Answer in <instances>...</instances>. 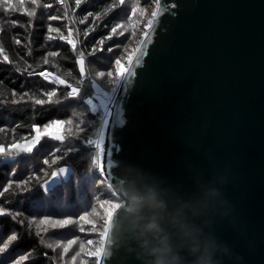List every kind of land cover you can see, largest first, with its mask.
Returning a JSON list of instances; mask_svg holds the SVG:
<instances>
[{
    "label": "water",
    "instance_id": "95a60500",
    "mask_svg": "<svg viewBox=\"0 0 264 264\" xmlns=\"http://www.w3.org/2000/svg\"><path fill=\"white\" fill-rule=\"evenodd\" d=\"M130 72L112 106L114 194L202 196L196 223L217 264H264V0H161ZM122 204L103 264H145Z\"/></svg>",
    "mask_w": 264,
    "mask_h": 264
},
{
    "label": "trees",
    "instance_id": "16d2710c",
    "mask_svg": "<svg viewBox=\"0 0 264 264\" xmlns=\"http://www.w3.org/2000/svg\"><path fill=\"white\" fill-rule=\"evenodd\" d=\"M12 3L18 9L15 12L5 13L3 7H0V129H3L0 131V144L8 146L30 140L36 134L34 126L40 129L55 119L63 122L61 135L65 136L66 140L61 142L51 136L42 135L40 144L32 153L0 158V191H3L9 180L15 182L27 180L33 172L39 176L38 180L33 179L27 185L29 191L20 192L13 184L12 190L0 197V207L8 210V214L0 215V249H3L0 251V264H59L55 251L48 247L51 242L48 234L54 236L58 231L68 234L72 229L66 226L55 229L49 227L47 234L39 230L35 223L29 225L28 221L36 222L42 220L39 218L44 216L80 218L76 216L86 214V209L90 212L96 204L92 202L99 197L108 196L116 200L118 197L108 180L106 178L101 180L99 172L94 170V167L97 168L95 146H86L81 140L67 139L70 135H85L79 132L77 125L87 116L91 123L86 135L95 140L101 123V111L88 115L85 106L78 100L56 103L57 98L65 96L70 89L66 85L50 84L36 73L49 72L71 86L82 87L78 60L81 52H84L86 84L83 87L90 89L88 92L90 96L86 99V103L89 104L88 100H92L94 96L89 81L92 64L107 66L112 54L117 53L118 48L115 45L123 42L127 33L118 37L113 35L112 39L106 40L102 53L97 52L95 56L88 53L93 46L100 47L97 42L109 36L112 26L117 19H124L131 4L127 2L121 4L119 0H82L79 6L76 0H63V3L60 0H37L36 4H33L32 0H23V4L21 0H12ZM46 4H52L53 7L45 8ZM111 5L115 7L108 11ZM34 9L35 15L29 16L27 13ZM89 13L92 15L88 16ZM98 14L99 18L96 19ZM53 15L60 19L49 20V16ZM86 16L88 18L85 20ZM140 18L141 12L137 11L131 18L133 28L137 27ZM81 20H84L83 24L80 23ZM12 21L17 22L15 27ZM49 25L60 29L59 32L51 33L56 37L51 41L46 39L49 35ZM91 28H95V31L85 40L83 33ZM61 35L71 38L75 43V51L67 40L59 39ZM17 39L21 41L20 44L16 43ZM108 48L114 50L109 52ZM50 52H57L58 55L48 56ZM5 55L8 56V61L4 60ZM45 58L48 59V64H44ZM97 81L103 85L100 80ZM54 89L58 96L53 97V103L44 105L34 103L35 99L47 100V96L42 92ZM25 93L33 99L29 100ZM22 96L23 100L20 99ZM13 100L18 103L14 104ZM69 146H74L78 151L65 156L64 153ZM56 148L61 149L57 154L62 159L53 165L52 153ZM44 159H48L50 167L43 164ZM61 166L69 168L67 179L45 188L43 185L45 180L51 176L52 171ZM17 213L20 215L16 216ZM12 234L17 236V240L9 243L8 248H4Z\"/></svg>",
    "mask_w": 264,
    "mask_h": 264
},
{
    "label": "snow or ice",
    "instance_id": "6c2138e0",
    "mask_svg": "<svg viewBox=\"0 0 264 264\" xmlns=\"http://www.w3.org/2000/svg\"><path fill=\"white\" fill-rule=\"evenodd\" d=\"M61 3H63V0H60ZM82 0H76V4L79 6L81 4ZM33 4L37 3V0H32ZM121 4L125 3V0H120ZM139 3V0H137V4ZM21 4H23V0H21ZM0 7H3V10L5 13H9V12H15L18 9L14 6V4L12 3V0H0ZM45 8H52L53 5L52 4H46L44 5ZM115 5H111L108 9V11H111L112 8H114ZM160 10H161V0H156V7L153 8L151 10V18L148 20V26L143 34L144 39H142L141 41V45L137 48V51L139 53H141V55L143 54V43L144 40L147 39V34L148 31L153 29L155 26V23L157 21L158 16L160 15ZM137 11L136 6H133L132 8V12L135 13ZM141 11H143V9H141ZM36 10L34 9L32 12H28L27 14L29 16H34L35 15ZM92 14L89 13L88 16H91ZM105 15H107V12L105 13ZM88 17L86 16L84 19L86 20ZM99 18V14L97 15L96 19ZM60 19V17L58 16H49V20H58ZM131 19V17L129 18ZM13 26L15 27L17 22L16 21H12ZM81 24L84 23V20L80 21ZM121 25H116L115 27H113L111 29V33L109 34L108 37L102 38L101 40H99L97 43L100 45V47H96L93 46L91 52L88 53V55L90 56H95L97 52L102 53L105 49H104V44L106 42V40H110L112 39L113 34L115 35H122L123 33H118L117 29L120 28ZM60 29L59 28H53L51 25H49L48 27V32L49 35L46 37L47 40L51 41L54 40L56 37L52 36L51 33L52 32H59ZM95 31V28H91L89 30H86L83 33V37L85 38V40L89 37L90 33ZM69 35H71V31L69 32ZM60 40H66L67 38L63 35H61L59 37ZM31 42V41H30ZM69 44L73 45V50L75 51V43L72 40H68L67 41ZM17 44H20L21 41L19 39L16 40ZM81 43H83V41H81ZM114 49L113 48H108L107 51L112 52ZM29 55H31V52H29ZM58 53L57 52H50L48 53V56H57ZM4 60L8 61L9 58L7 55L4 56ZM141 62L140 56L138 55L135 59V63L139 64ZM49 61L47 58L44 59V64H48ZM78 63H80L81 65L84 64V52H81V56L78 60ZM117 64H119V60L116 61ZM29 75H32V73H29ZM36 75H38L39 77L43 78L44 80L48 81V83L50 84H56V85H66L70 90L67 91L66 95L63 96L62 98H57V100L55 101L56 103H61L64 100H78L80 101L84 106H85V111L88 113V115L94 114L98 112V107L96 104H92L91 106H89L88 103H86V99L87 97H89L90 95H88L89 92V88L87 87H83L86 84V81L84 79V73H83V68H81V80H80V84L82 87H72L70 84H67V82L63 79H60L59 76H53L52 73H46L45 71H41L36 73ZM100 77L104 76V73L101 72L98 74ZM110 75V74H109ZM134 75L133 72L128 73L127 75H122L119 76L116 80H114L112 82V88H111V94L107 91H105V93L107 95H111L113 103L115 102L116 99H118V96L116 95L122 88V86L127 83L128 78ZM96 84V85H100V83H98L96 80L91 81V88L92 85ZM43 95L47 96V100L45 99H35L34 103L36 105H44L46 103H53V97H57L58 93L57 91L54 89L53 91L50 92H42ZM13 95H15V93H13ZM25 96L28 97L29 100H32L33 97L28 95V93L24 94ZM21 100L24 99V96H22L20 98ZM13 103H18V101L13 100ZM109 105H113L112 103H108L107 104V110L105 111V119L103 121L104 124V129L105 131H102L100 133V138L97 140H93L91 138H88L86 133L89 131V125H90V121L88 120L87 116H85L84 118L81 119L80 123L77 125V128L79 129V132L82 134H85L83 136H72L70 135L67 139L69 141L75 139V140H81L83 142L84 145L86 146H95L96 149V153L99 152V156L100 159L103 163V167L101 168H96L94 167V170L99 172L100 175V179L104 180L106 177L109 176L110 174V170L112 168V149L110 147V140H109V132H110V124L112 123L113 119L118 117V112L116 111V109L114 107H109ZM101 107H105V102H101ZM109 117L112 118V120H109ZM53 124H57L60 122L57 121H53ZM70 123V122H69ZM120 123H122V121H120ZM47 127V126H46ZM33 130L35 131L36 135L35 137L32 139L31 142L26 143L24 145H21L19 143H13L11 145L5 146L3 144H0V158L3 157H12L14 154L15 155H19L21 153H32L33 150L40 144L41 139H42V133L41 130L38 127L33 128ZM0 131H3V129H0ZM43 135H47V136H51L52 138H54L57 141H61L64 142L66 140L65 136L63 135H58V134H54V133H48L45 132ZM108 141L107 146L105 145V141ZM73 151H78V149H76L74 146H69L67 148V151L64 153L65 156L70 155ZM61 149L60 148H56L54 150V152L52 153L53 159H52V164H56L59 160L62 159V157L60 155H58L57 153H60ZM106 158V163L104 162ZM90 161H91V157H90ZM43 164L46 166H49V161L48 159H44L43 160ZM41 171L43 172L44 169H41ZM65 172V168L61 167L59 169V171H52L51 172V176L45 180V184L44 186H48L50 185L49 182L50 181H54V178H57L60 174H63ZM13 174H14V170H13ZM33 179H39V176L33 172L32 176H29V178L27 180H21L19 182H15L13 180H9L8 183L5 185V187L3 188V191H0V197H3L6 193H9L12 190L13 184H15V187L17 189H19L20 192H25V191H29L30 189L27 187V185H29V183L33 180ZM23 186V187H22ZM14 194V193H13ZM107 194V193H106ZM100 205L107 206L108 208V217L110 218L111 215L113 214L112 212V208L115 207V205L112 206V208H109L108 204L102 200L99 201ZM93 213H95V209H93ZM8 214V210L4 207H0V215H5ZM20 215L19 213L16 214V216ZM87 217V213L85 215H82L79 219L80 220H86ZM15 219V216L13 217ZM34 221L30 220L28 221L29 225H31ZM46 222L50 223V227L55 229V228H63L67 225H70L73 223V221L71 219L68 220H55L52 221L50 217H45L43 220H41L39 223L40 224H44ZM89 223H91V221H89ZM37 227H39V224L37 225ZM106 227V225H105ZM44 231H48V229H44ZM81 232L84 231L83 228L80 229ZM93 232L96 231L95 227H93L92 229ZM100 235V242H99V247L92 252L90 255L92 257L95 258L96 260V264H103L104 261V257H107L110 255V251H109V243H108V237L104 232V229L99 233ZM17 240V236L15 234H12L8 237V242L4 244V248H8L9 243H11L12 241ZM74 241L69 240L68 244L71 245L73 244ZM93 243L92 240H88V244L91 245ZM49 248H52L53 245L49 244L48 245ZM68 249L65 248V251H67ZM0 251H3V249H0ZM79 254V253H78ZM77 254V255H78ZM45 255H47L45 253ZM23 259V257H22ZM73 259H75V257H73Z\"/></svg>",
    "mask_w": 264,
    "mask_h": 264
},
{
    "label": "rangeland",
    "instance_id": "374dc122",
    "mask_svg": "<svg viewBox=\"0 0 264 264\" xmlns=\"http://www.w3.org/2000/svg\"><path fill=\"white\" fill-rule=\"evenodd\" d=\"M126 2L128 4H131L130 8L126 11L127 15H125L123 20L117 19L116 23L112 27H115L118 24L121 25V27L118 28L117 31L118 33H123V34L127 33V37L123 40V42L120 41L119 44L115 45V47L118 48L117 53L112 54V58L110 62L107 63V66L104 65L100 66L96 64H92L91 66V74L89 76L90 85H91V81L93 80L96 81L100 80L101 83L104 85V86L101 84L98 85L99 88L102 89V90L101 89L98 90L96 88L97 87L96 84H93L92 89L94 96L92 97V100L91 99L88 100L89 106H91L92 104H96L98 107V111H101L102 113L98 135L95 138V140L100 138V133L102 131H105L103 121L105 119V111L107 110V104L108 103L113 104L111 95H107L103 91H107L111 94L112 82L116 80L119 76H122L126 73L131 63V60L135 56L137 52V48L139 47L140 42L142 41L143 34L148 26V20L151 18V10L156 7V0H139L138 4H137V0H125V3ZM133 6H136L137 11L141 12V18L139 21H137L138 25L136 28H133L131 24L132 19H129L130 17L131 18L134 17L137 12V11L135 13L132 12ZM141 9H143V11H141ZM141 34H142V38L139 37V35ZM113 35L115 37L120 36L115 34ZM66 40L67 41L71 40V38H67ZM117 60H119V64L116 63ZM83 69H84L83 70L84 73L85 71L84 64H83ZM101 72L104 73L103 77H100L98 75ZM53 76L56 75L53 74ZM72 87H77V86L73 85ZM102 101L105 102L104 108L101 107ZM109 107H112V105H109ZM53 121H57L60 123L53 124L52 123ZM46 126L40 128L42 135L45 132L61 135L63 129V122L61 120L59 119L51 120L49 123L46 124ZM32 139L17 143L24 145L26 143L31 142ZM6 158H10V157H4L3 159ZM96 158H97L96 161L97 168H101L99 162V152L96 153ZM61 167L65 168V172L63 174H60L57 178H54V181H50L49 182L50 185L44 186L45 188L52 186L55 182L67 179L69 168L68 166H61ZM61 167H59L55 171H59ZM102 199L108 204L109 208H112V206L115 205V207L112 208V212H114L116 207L121 205L123 202V199H119V198L116 200V199H110L108 196L99 197L96 201L92 202L96 204L94 205V207L91 209L90 212L89 209L85 210V213L88 212L86 220H78L79 218H70L73 221V223L66 226V228L72 229L70 233L66 234L64 231L62 233H59L58 231L56 232V234H54V236H52L46 232L51 237L50 239L48 238L49 241H51L49 244L53 245L52 248L56 253V257L59 264H96L95 258L92 257L90 254L99 247V242H100L99 233L104 229V232L106 234L107 226L111 218L108 217L107 206L103 207V205L99 204V201ZM93 209H95V213H93ZM45 217L46 216L39 219L43 220ZM47 217H50L52 221L68 220L67 217L63 218V216H47ZM76 217H81V216H76ZM40 221L41 220H38L33 223H35L36 226L39 224V227L37 228L43 232H45L44 229L46 228L49 230L50 223L46 222L44 224H40L39 223ZM89 221H91V223H89ZM93 227H95L96 229L95 232L92 231ZM81 228L84 229L83 232L80 231ZM69 240L74 241V243L69 245L68 244ZM88 240H92L93 243L89 245ZM65 248H67L68 250L65 251ZM73 257H75V259H73Z\"/></svg>",
    "mask_w": 264,
    "mask_h": 264
},
{
    "label": "clouds",
    "instance_id": "9594fccd",
    "mask_svg": "<svg viewBox=\"0 0 264 264\" xmlns=\"http://www.w3.org/2000/svg\"><path fill=\"white\" fill-rule=\"evenodd\" d=\"M122 207L145 264H217V246L196 221L202 196L185 199L166 188H133ZM190 258V259H189Z\"/></svg>",
    "mask_w": 264,
    "mask_h": 264
},
{
    "label": "built area",
    "instance_id": "2783aa9c",
    "mask_svg": "<svg viewBox=\"0 0 264 264\" xmlns=\"http://www.w3.org/2000/svg\"><path fill=\"white\" fill-rule=\"evenodd\" d=\"M139 37H141L142 38V34L141 35H139ZM144 37V36H143Z\"/></svg>",
    "mask_w": 264,
    "mask_h": 264
},
{
    "label": "bare ground",
    "instance_id": "6f19581e",
    "mask_svg": "<svg viewBox=\"0 0 264 264\" xmlns=\"http://www.w3.org/2000/svg\"><path fill=\"white\" fill-rule=\"evenodd\" d=\"M56 76H57V75H56ZM114 104H115V102L113 103V105H114ZM113 105H112V106H113Z\"/></svg>",
    "mask_w": 264,
    "mask_h": 264
}]
</instances>
